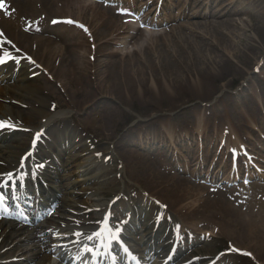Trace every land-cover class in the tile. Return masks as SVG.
<instances>
[{"label": "bare ground", "instance_id": "6f19581e", "mask_svg": "<svg viewBox=\"0 0 264 264\" xmlns=\"http://www.w3.org/2000/svg\"><path fill=\"white\" fill-rule=\"evenodd\" d=\"M25 1L31 8L33 7L29 13L17 7L20 4L19 0H0L4 5L0 10V60L5 61L0 63V125L15 126L19 129L18 132L28 131L27 133L30 134L28 140L26 139L28 134H25L26 138H22V144L17 146L8 136L12 133L0 131V185L5 182L7 172L15 173L11 182L21 181L22 172L19 173L16 169L23 155L22 149L26 147L28 149L34 133L48 129L50 122L53 125L54 122L62 121L53 120L55 116L53 109L46 104L45 99L59 103V93L64 99H79L78 105L84 115L90 116V124L103 122L105 118L114 119L119 115L116 108L106 103L105 97L113 96L121 102L123 99L138 98L148 103V107L152 103L164 102L166 96L161 90L165 88L173 93L174 80H181V85L191 83L198 87L203 81L199 77L202 72L216 76L220 73L224 61L229 60L231 53L226 49L225 41L212 35L205 36L208 35L209 30L217 29L221 36H225L234 29L239 38L246 27V20L238 19L240 15L244 16L247 13L240 0H222L220 3L225 9H215L209 0L188 2L178 0L186 8L178 15L170 12L163 15L161 11L156 14V8L151 13H144L148 7L153 5L157 7L159 0H150L146 4H144L145 0H96L91 4V8L98 9L97 2H103L104 6H101V9L106 10L101 12L102 17L106 18L103 25L111 27L105 31L96 28L92 14H88V17L81 21L78 15L73 16L68 12V7L74 3L83 1L84 4L88 2L90 4L93 0ZM168 3V0H162L161 10L166 9ZM40 5L42 11L39 14L36 9ZM113 6H125L128 13L135 14L138 25L116 24ZM43 13L53 16L51 20L75 19L79 23V30L71 34L70 41L64 42L61 34L55 32V27L46 23L45 18L42 17L46 15ZM205 16H209L211 21L185 22L177 27L170 25L177 19L185 18L192 21ZM159 26H167V28L157 34L150 31ZM180 31L203 36L205 43L201 46L188 44V39H184ZM250 37L255 40L254 35ZM159 38L162 40V46L155 44ZM125 44H130L133 50L131 52L115 50L116 47ZM218 47L227 60L216 54ZM92 56H96L94 61L91 60ZM108 56L113 61H107ZM136 56L138 59H134ZM27 58L31 60L28 61ZM170 66L177 70L189 69L193 66L198 71H189L186 78L178 75L172 79ZM29 70H33L36 76L42 77L45 85L53 83L59 93L49 86L43 89L35 87L34 78L28 74ZM88 71L93 73L88 75ZM206 93V91L199 92L198 96L206 97L208 96ZM27 97L33 102H26ZM254 104L257 110L264 109L260 97L256 98ZM93 109L96 112L91 116ZM193 109L192 121L188 125L178 118L180 112L176 116L160 115L135 123L132 127L133 131L127 130L115 143V150L127 160L136 180L148 181L150 191L159 189L163 192V202L168 208L187 217L190 220L189 225L198 229L200 227L207 229L206 232L209 234L203 237L210 238L214 237L212 234H219L231 242H239L243 246L242 249H238L239 251L252 252L255 248L262 251L264 250V186L241 184L235 185L233 189H226L228 184L236 183L238 178L245 180L246 174V179L264 178V175L251 171L248 167L240 168V174L232 171L234 158L244 157L248 152L245 144L257 135L245 124L247 118L249 121H255V114L247 111V115L245 112L232 114L231 110L216 112L209 108L198 107ZM171 128L172 131H169ZM51 134L53 138L56 137L55 133L51 132ZM162 135L168 137L162 138ZM111 137L112 135L108 136ZM166 138L173 140L172 145H166ZM196 138L199 139L198 144H201L198 149L200 153H195L197 158L190 162L187 161L186 156L182 157L189 166H200L195 170L181 167L178 171L194 179L200 177L202 169L207 167L209 171L204 177L201 176L209 184L207 187L180 177L175 171L176 164L173 162L170 165L164 159L163 153L169 148L189 151L195 145ZM209 143H212L214 149L211 166H207L209 148L204 150ZM127 145L143 149L144 153H140L138 149L127 150L125 148ZM203 154L205 156L202 158ZM231 156L232 160L229 159ZM69 159L55 168L56 174L64 169L66 164L79 160L75 156ZM35 163H38L36 157L29 159L28 168ZM217 163H219L218 167ZM214 170H217V173H214ZM28 172L35 174L37 182L42 181L39 178L40 173L32 169ZM217 184H224L226 187L221 186L223 188L216 189ZM70 185L74 184H68L66 187ZM52 204L54 209L63 208L57 205L55 195H52ZM72 207L80 210L76 205L67 206L68 210ZM44 212L45 209H41L32 217L28 216V222L33 223L32 219ZM0 216V264H46L50 262L52 256L57 257V264H82L81 259L73 258L68 250L62 247L55 248L52 245L54 242L63 245L67 240L73 239L66 235L62 237L56 235L66 227L61 218L57 219L54 216L45 225H40L36 229H25L20 225L22 215L11 207L8 210L0 209ZM148 222L149 218L145 215L139 226V230L142 229L140 233L145 238L143 248L147 252V257L157 258L154 264H162L179 239L167 231L168 225L161 222L158 229L153 231L155 223L149 227ZM107 228L109 229L108 226ZM93 230L89 229V231ZM20 232H23L25 245L22 253L17 256L20 259L17 260L13 258L16 247L13 237ZM84 235L86 233L81 232L80 237ZM76 236H79V233L74 235ZM87 245L89 246V243L84 246ZM176 253L169 264H183L187 261L176 258L178 256ZM144 264L147 263L144 261Z\"/></svg>", "mask_w": 264, "mask_h": 264}, {"label": "rangeland", "instance_id": "374dc122", "mask_svg": "<svg viewBox=\"0 0 264 264\" xmlns=\"http://www.w3.org/2000/svg\"><path fill=\"white\" fill-rule=\"evenodd\" d=\"M149 1L150 0H145L144 4ZM168 1L169 3L167 4L166 9L162 8L161 10L160 6L155 7L153 5L148 7L144 13H151L153 9L156 8V14H159V11H161L163 15L169 12L173 15H178L185 8L183 4L178 3V0ZM211 1L215 3L216 6L212 4L215 9L221 7L217 0ZM240 1L246 7L247 1L251 3L252 0ZM19 2L20 4H18L17 7L20 8L21 11L26 13L32 11L33 7L31 8L27 1L19 0ZM95 2L96 0H93L90 4L89 2L88 4H84L83 1H80L77 4L74 3L68 7V12L73 16L78 15L81 21L87 18L88 14H92L96 21V28L105 31L106 29L111 28L105 24L103 25L106 18L102 17L103 15L101 12H106V10L101 9V6H104L101 1L97 2L99 3L98 9L91 8V4ZM254 2L253 7L255 8V15L249 14L247 10L246 15H240L238 17V19L244 18L246 20L245 32L241 37L238 38L236 36V30L233 31L234 29L227 32L225 36H221L217 29H211L207 32L208 35H205H212L217 39L222 38L225 41V46H227L226 49L231 53L229 60L224 61V64H222V69L219 74L213 76L202 69L204 72H202L199 77H201L203 81L198 87H195L191 83L181 85V80H174L173 93L172 91L169 92L167 89L163 88L161 92L166 96L164 102L152 103L149 107L147 106L148 103H145L138 98L130 100L123 99L121 102L113 96L105 97L106 103L111 104L119 112V115L114 119L105 118L103 122L90 124V116L84 115L83 110H81L78 105L79 99H64L53 83H46L45 85L42 77L36 76L33 70L28 71L29 76L34 78L33 84L35 87L43 89L45 86H49L53 91L59 93V103H56L54 100L50 101L45 99L46 104L53 109L52 112L53 115H55L53 120L61 119L62 121H59L58 123L54 122L53 125L51 122L49 123V126L47 127L48 129L45 130V136L41 140V146H39L36 151V155L39 157L42 155L43 157L41 156V159L46 163H50L53 159V163H50V167L46 169L44 174L49 175L52 178L54 177L51 175L52 172H54V168L64 162L61 161L58 154L66 156V159L69 156H79L77 162L69 165L66 164V167L57 174L58 179H53L50 181L51 183L47 182L53 190L57 191V195L59 196L58 199L62 201L63 208L66 207L64 209L62 208L63 213L61 210L57 216H61V219H63L66 226L69 227H65L63 229L64 231L62 230L61 232H58L56 234L57 236L66 235L72 237L76 230L84 232L88 231L90 234L94 233L105 207L109 204H113L112 207H110L113 212L111 225L113 228H116V226L127 223V240H129L131 248L135 250L139 256L143 255V248L140 247V245L145 240L140 233L142 229L139 230V226L146 215L149 218V227L152 226L155 221L154 219L151 220V218L160 219L165 225L169 226L166 228L169 233H171L170 230H172L179 238H181L179 244V258L181 260H191L193 264H213V261H210L216 258L214 264H264V250L261 251L255 248L252 252L241 250L239 254H236L230 250V247L242 249L241 247L243 246L240 245L239 242H231L219 234L214 235L212 233L211 234L214 237H203V235L209 234L206 232L207 229H201V227L198 229L195 226L189 225L190 220L187 217H183L168 208L163 202V192L159 189L150 191L148 181L136 180L130 170L127 160L123 155H120V152H118V150L116 151L114 147L115 143L126 133L127 130L133 131L132 127L135 123L144 122L148 119L159 117L160 115L176 116V114L180 112L178 118L181 121H185L188 125L192 121L194 107L209 108L216 112L231 110L232 114H236L237 112H245L246 114L247 111L255 114V121L248 122L249 120H245V124L251 129L256 130L258 135L252 137L251 141H249L248 144H245V148H248L250 151L249 155L255 156V160L257 161L252 165H246L245 163L241 164L238 162L236 164L238 170L232 169V171H235V174H240V168L245 169V167H249V170L257 171L264 175V155L259 157L260 149L264 148V109L257 110L256 105L254 104L257 97H260L264 104V0H254ZM36 10L40 14L42 11L41 5L38 6ZM64 13L66 15V12ZM43 14L46 15L45 13ZM115 16L117 19L116 24L119 25H122L124 22L127 24L131 21L134 22V24L137 23V19L132 17L134 15H128L127 13L123 14V16L129 18L118 17L117 14ZM45 17L46 23L50 24V19L53 16L46 15ZM196 21L205 23L211 21V18L205 16L201 19H195L192 21L185 18L177 19L170 25L177 27L185 22ZM166 28L167 26H159L152 28L150 31L157 34L164 32ZM54 30L61 34L62 41L68 42L71 39V34L76 30H79V26H63L57 27ZM180 32H182L184 39H188V44L201 46L205 43L203 36L191 34L187 31ZM250 35H254L255 40H253ZM155 44L157 46H162V40L159 38ZM221 47H223V45H221ZM115 50L131 52L133 47L130 44H125L121 47H116ZM217 50L216 54L221 55L223 59L227 60L222 54L221 48L218 47ZM92 59L94 61L96 56H92L91 60ZM134 59H138V56ZM106 60L113 61L109 56ZM170 69L173 74L171 75L172 79H175L178 75L186 78V74L189 71L195 72L196 70L193 66L189 69H178L179 71L172 66H170ZM92 73L93 72L91 71L87 72L88 75ZM203 91H206L208 96H198V93ZM28 97L26 98V102H33V100L31 98L28 99ZM95 112L94 109L91 110V116H94ZM169 131H172V128ZM51 132L55 133L56 137L53 138ZM25 134H28L27 138L24 136ZM29 135L30 134L26 131L8 134L9 138H11L17 146L22 144V138L28 140ZM109 135H112V137L108 138ZM161 137L164 138L168 136L162 135ZM69 142L71 145L64 150L65 152L67 151V154L65 152H60V147H62L64 143ZM165 142L168 146L171 141L166 138ZM196 142L197 141H195V145L191 148V154L199 148V145ZM213 144L215 145V143ZM125 148L130 151L138 149L140 153H144L143 149H139L133 145H127ZM207 148H209L208 160L211 161L213 153L212 143L206 145L204 150ZM25 149L26 148H23L22 150ZM50 153H52V156ZM163 154L164 159L167 162L168 159L169 161H172V159L179 160L173 155L171 150L165 151ZM204 156L205 154H203L202 158ZM240 159L246 162L244 157ZM177 162L175 171L180 177L188 178L191 183L199 184L200 186H209V184L203 179L204 174L206 175V172L209 171L208 168L205 167L202 169L201 176L203 177L200 176L193 179L189 175H183L178 170L181 167L195 170L198 165L188 166L185 164L184 166L180 161ZM207 165H210V163ZM218 165L219 163H217V167ZM214 173H217V170H214ZM246 178L247 174L245 175V180L238 178L236 179V183L228 184L226 189H233L235 185L241 184L264 186V178ZM45 179L48 180L47 177H45ZM71 183L74 185L66 187ZM221 186L226 187L224 184H217L215 188H223ZM155 203L161 205L162 209L160 210ZM70 205H76L80 210L75 207H72V209L69 208L68 210L67 206ZM52 216H54V214H52ZM90 228L94 229V231H89ZM23 241L24 238L21 234L15 236L14 243L17 244V248L13 251V258L17 259V256L20 255L21 248L24 245ZM52 245L57 248L59 244L54 242ZM67 250L70 255L74 256L78 249L77 247L74 248L68 245ZM154 262L155 258H152L148 264H153ZM46 264H57V257L52 256L50 262Z\"/></svg>", "mask_w": 264, "mask_h": 264}, {"label": "snow or ice", "instance_id": "6c2138e0", "mask_svg": "<svg viewBox=\"0 0 264 264\" xmlns=\"http://www.w3.org/2000/svg\"><path fill=\"white\" fill-rule=\"evenodd\" d=\"M3 7H4V5H3L2 3H0V10H2ZM66 23H72V21H67ZM4 62H5V61L0 60V63H4ZM0 127H6V125H0ZM11 179H12V177L9 176V177H8V180H11ZM0 200H2V197H0ZM98 235H99V234H98Z\"/></svg>", "mask_w": 264, "mask_h": 264}]
</instances>
